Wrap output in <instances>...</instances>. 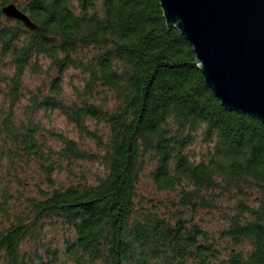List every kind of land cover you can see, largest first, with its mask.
I'll use <instances>...</instances> for the list:
<instances>
[{
    "label": "trees",
    "instance_id": "obj_1",
    "mask_svg": "<svg viewBox=\"0 0 264 264\" xmlns=\"http://www.w3.org/2000/svg\"><path fill=\"white\" fill-rule=\"evenodd\" d=\"M0 264H264V124L221 105L159 0H0Z\"/></svg>",
    "mask_w": 264,
    "mask_h": 264
},
{
    "label": "water",
    "instance_id": "obj_2",
    "mask_svg": "<svg viewBox=\"0 0 264 264\" xmlns=\"http://www.w3.org/2000/svg\"><path fill=\"white\" fill-rule=\"evenodd\" d=\"M169 28L191 45L206 85L229 111L264 124V0H159ZM2 14L29 30L36 24L15 3Z\"/></svg>",
    "mask_w": 264,
    "mask_h": 264
},
{
    "label": "rangeland",
    "instance_id": "obj_3",
    "mask_svg": "<svg viewBox=\"0 0 264 264\" xmlns=\"http://www.w3.org/2000/svg\"><path fill=\"white\" fill-rule=\"evenodd\" d=\"M76 72L73 70H69L67 72L66 77L63 80V88L65 91L66 97L71 99L73 97V86H79L80 82L79 79L76 78L75 75ZM46 83L47 80L42 76V75H36L33 74L31 71H26L23 77V87L24 91L27 94L29 90H33L37 85H40L42 83ZM25 99L22 100L20 106L18 107V114L21 111V106L25 104ZM47 123V122H46ZM47 126L50 129H54L56 131H62L63 133L67 134L69 137L73 139H77V134L74 131V128L72 125L66 123L65 118L61 116L58 112H53L50 118V121L47 123ZM54 146L57 145V143L53 142L52 143ZM196 151H200V148L196 146ZM89 166V165H88ZM91 169L93 171L99 170L97 168V165L91 166Z\"/></svg>",
    "mask_w": 264,
    "mask_h": 264
}]
</instances>
